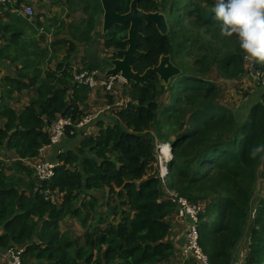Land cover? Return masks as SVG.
<instances>
[{"label":"trees","instance_id":"trees-1","mask_svg":"<svg viewBox=\"0 0 264 264\" xmlns=\"http://www.w3.org/2000/svg\"><path fill=\"white\" fill-rule=\"evenodd\" d=\"M131 1L119 0V12L129 11ZM86 4L87 17L68 26L69 38L52 36L51 46L69 44L70 52L56 70L47 72V79L41 81L38 64L30 75L29 58L23 59L26 66L15 77H4L9 92L32 89L36 96L19 112L0 97V117L5 118L4 127L0 126V147L18 155L9 164L0 162V250L24 246L21 256L30 264H175L170 240L171 217L178 216L177 202L170 195L175 190L204 206L198 228L210 264H231L248 232L246 264H264V152L252 156L254 148L264 146V90L259 87L256 91L261 100L253 93V102L245 105L233 106L214 98L221 92L208 73L216 71L217 76L232 82L243 76L248 64L236 36L221 35L220 22L212 11L215 0H140L142 10L166 15L168 31L163 34L155 24L142 23L139 49L143 53L134 57L133 69L142 73L158 64L162 55H169L181 73L168 83L158 75L144 84L129 81V101L115 106L112 123L101 122L97 133L85 136L74 149L55 151L52 159L59 164L49 183L40 187L32 178L33 169L23 158L39 155V148L49 143L51 122L58 114L75 117L84 113L74 101L82 86H72L73 75L59 70L77 49L76 43L91 42L97 33L101 1L86 0ZM173 15L175 20H171ZM38 16L30 21L31 33L0 16V30L11 32L6 39L15 46L16 51L8 53L11 59L18 57L24 41L37 37L40 28L44 27V32L38 41L47 39L51 25ZM186 19L192 28L184 24ZM128 28V24H118L103 33L104 47L126 48ZM9 47L7 43L0 52ZM254 65L264 71L261 65ZM88 66L101 67L93 60ZM166 92L171 103L159 101ZM180 100L183 107L176 104ZM109 102H115L112 96ZM173 118L176 139L164 184L158 171L149 169L157 160L156 142L166 140L169 134L160 123L169 128L173 124L167 125L166 119ZM152 124L158 125L156 131L151 130ZM79 133L81 130L65 138L72 142ZM46 186L63 193L61 204L46 199L38 190ZM106 188H120L118 195L128 205L116 224L101 218L99 199L92 192ZM80 192H87L89 198H80ZM77 200H81L79 206ZM88 208L101 225L88 228L83 237L75 239L61 233L59 227L68 215L87 225L90 213L83 210Z\"/></svg>","mask_w":264,"mask_h":264},{"label":"rangeland","instance_id":"rangeland-1","mask_svg":"<svg viewBox=\"0 0 264 264\" xmlns=\"http://www.w3.org/2000/svg\"><path fill=\"white\" fill-rule=\"evenodd\" d=\"M30 1H31L32 5L34 6L35 16H36L35 19H37V15H39V16L43 15V20H45L47 23L52 24L51 25V32H53L54 35L59 34V36L63 37V38H69L70 32H69V30H67V28L71 23L78 24L83 18L87 17V12L85 10L86 5H87L86 0H30ZM46 15H49V18H45ZM173 17H174V19H173ZM171 20H175L174 15L171 16ZM62 22H64V23H62ZM56 23L60 24L59 27L57 26ZM184 24H187L192 28L191 24L188 22L187 19L184 21ZM21 28H23L28 33L32 32L30 30V23H29V28H27L25 26V24L20 22L18 29H21ZM193 29H194V31H196L195 28H193ZM95 31L97 33L94 35V39L88 43V45L85 49L79 48L78 51L75 50L74 52H72V54H74L75 56H74V59H72V58L68 59L67 63L69 65H73L72 67H74V65H75L76 68H80L81 66L86 65L88 68H90L87 64L89 61L87 62V59L83 58L84 57L83 53H86V54L91 53L92 57L89 56L88 57L89 60H92V58H93V59H95V61L97 60V62H99V64L101 66H111V62L109 59L111 57H114L115 52L113 51V49L107 50L103 45V36H102V34H103V12H102V14L97 15ZM123 35H124V32H123ZM50 37H51V33H48L47 34L48 42H46V41L43 42V45H47V44L50 45V43H51ZM7 43L10 46L12 45V43L10 41H8ZM80 43L82 44V42H78L76 44L78 45ZM67 45H69V44H64L63 46H61V48L57 49L58 54L56 56H57V59L59 61L52 60V63L50 64L51 67L54 68L55 66H58V64L61 62L60 59H62L65 54L70 52L69 47ZM51 48H53V47H51ZM54 51H55V48H54ZM71 57H73V55ZM245 59H246V55H245ZM196 67H198V66H196ZM90 69H98L101 71V67L100 68L94 67V68H90ZM199 69L200 68H195V70H199ZM61 70H62V67L60 68L59 72L65 71V70H62V71ZM32 75H33V73H32ZM208 76L214 82H216L217 85H219V89L221 92V96H219V98H218V95H215L214 98H216L222 102L231 104L233 106H236L238 103H242V101L244 100L242 97L246 95V94H243L242 92L248 91V87H249L247 85V81H240L239 83H236V82L233 83V82H230L228 79H225L222 76L221 77L217 76L216 71L209 72ZM173 78H171L170 80H173ZM43 80L44 79L41 75V81H43ZM235 84L238 85V87H236ZM255 86H257V88L255 89L254 93L258 94V92H256V91L260 86L257 84ZM128 88H129V85H128V87L125 86L126 95L123 93L121 95L122 99H119L120 97L117 98L116 103H118V102L119 103H125V100L126 101L129 100L128 95H127ZM102 91L105 92V90H102ZM169 96H170V93L166 92L164 95H162V97L159 99V101H161V103L162 102H164V103L170 102L171 103ZM258 97H262V95L258 94ZM108 100H109V97H108ZM7 102H8V100H7ZM104 104L105 103L100 102L99 99H97L95 102L94 101H88V102L85 101L83 103V105H84L83 109L85 110L84 113H93L95 111L94 108H97V109L103 108L105 106ZM176 104L178 106L183 107L185 103L182 100H180ZM108 111L109 110H106V113H109ZM110 113H111L110 114V121L112 122L113 121L112 116L114 115V111H110ZM166 121H168V122H166L167 125H168V123H171L173 125L169 126V128H168V126L166 127L162 123H160V125L162 126V129L169 132V134L167 133V135H168V138H170V136L176 135L174 133V130H172V128L175 129V126H176V125H174L175 119L174 118L172 120L166 119ZM108 124H110V123H108ZM0 126L4 127V119L3 118H0ZM150 128L152 131H156V128H158V125L152 124L150 126ZM161 133L165 135V132H163V130H161ZM88 134H91V133H89V132H87V134L82 133V132L79 133L76 136L77 140L70 142L68 149H71V148L74 149V147L78 144V142H80ZM162 141H164V140H162ZM55 151L57 153L60 152L58 149H56ZM53 156L57 157L56 154H54ZM17 157H18V155L14 150H8L6 147L0 149V162H3L4 164L11 163L13 160L17 159ZM33 158H35V157H33ZM33 158H27V157L23 158V162L28 167L33 169L32 178L35 179L36 181H39L36 177L35 168L33 166V164H34ZM45 158H51L52 159V154H46ZM1 159H4V160H1ZM29 159L32 162L29 161ZM150 164L153 167V168L149 169L150 172L157 170L156 161H153ZM26 174L27 173H23V176L28 179V176ZM17 175H19V174H17ZM260 181H261V179L258 178V180H257L258 186H259ZM38 185H40V187H42V184L40 181H39ZM258 186H257V192L259 191ZM38 190L43 194L46 193V188H42V189L40 188ZM120 190H121L120 188H115L114 191H110L108 188H106L103 190H93L92 191L96 195V197L99 199L100 206L98 208H99V211H101L99 213H101V215H102L101 218L104 219L105 222L110 221V222H113L115 224L118 223L121 220V215L124 212V210L128 209V205L123 204V198H121L118 195V192ZM171 192H172V194H176V195L178 194V192L175 190H173ZM88 195L89 194L87 192H80V198H82V199L83 198L88 199L89 198ZM50 197H52L57 204H61V202L63 201V193L53 192ZM185 198H187V197H185ZM187 199H189V198H187ZM80 202H81V200L80 201L77 200L75 202V205L79 206ZM83 211L84 212L89 211V213H90L87 225H83L82 222L76 216L68 215L64 218V220L61 222V225L59 227L61 233H65V235L70 239H75L76 236L83 237L84 233L88 230V228L90 231L92 228H94V226L96 227L98 225H101V223L98 222L99 217L98 216L94 217V215H93L94 213L90 208L84 209ZM254 212H255V208L252 207V209H251V215L252 216L251 217H253ZM102 225L104 226L103 223H102ZM183 225L185 227L184 223H183ZM186 228H187V226H186ZM1 232H2V230L0 229V233ZM248 241H249V232L247 233V239L244 241L242 240L241 243L239 244V246L237 247V250H236V256L242 260L243 264H246V256H247V252H248V249H247ZM82 242L83 241L81 239L80 243H82ZM96 254H97V252L95 251L94 255H96ZM3 263H5V262H3V259L0 257V264H3Z\"/></svg>","mask_w":264,"mask_h":264},{"label":"built area","instance_id":"built-area-1","mask_svg":"<svg viewBox=\"0 0 264 264\" xmlns=\"http://www.w3.org/2000/svg\"><path fill=\"white\" fill-rule=\"evenodd\" d=\"M15 0H0V16H3L9 5ZM18 5L15 8L22 10L23 14L28 18L35 17L34 6L31 3H23L22 7ZM247 69L245 71V77L251 78L252 81L264 88V71L258 69L254 65V61L248 59ZM127 80L120 74L106 75L98 69H88L85 67L74 68L72 86H87L91 90H105L110 96L114 98V103L108 104L106 109L113 111L115 106L126 105L125 103H116L117 98L122 99L121 95L125 94V86H127ZM126 95V94H125ZM103 110L94 111L93 113H83L72 117L71 115L58 114L57 117L51 122L48 127L49 143L39 148V155L33 158V166L35 168L37 179L43 184L44 182L49 183L56 173V168L59 164L51 158H45L46 154H53L56 147L65 139L67 135H76L80 130H83L87 125L94 121ZM159 146V144H158ZM157 146V148H158ZM29 161H31L29 159ZM32 162V161H31ZM168 157L164 156L163 153L159 152L157 166L158 172L165 184L169 174L167 167ZM51 188L46 186V193L44 194L46 199L52 197ZM172 192L170 191V195ZM174 200L177 202L178 218L184 221L187 226L185 232V242L181 246L182 259L175 261V264H210L209 255L204 251L200 244V232L199 222L200 213L204 210V206L199 202H192L184 196L172 194ZM55 202V201H54ZM56 203V202H55ZM24 250L23 247L18 249L15 247H9L4 250H0V257L6 264H30L25 263L22 259L21 253ZM189 260V261H188ZM231 264H243L242 260L235 259Z\"/></svg>","mask_w":264,"mask_h":264},{"label":"crops","instance_id":"crops-1","mask_svg":"<svg viewBox=\"0 0 264 264\" xmlns=\"http://www.w3.org/2000/svg\"><path fill=\"white\" fill-rule=\"evenodd\" d=\"M18 1H19V6L22 7L23 3H31L30 0H15L13 3H11L8 7V9L6 10V12L4 13L3 16H1V18L4 20V21H7V22H12L15 26H19L20 22H22L23 24H25V26L27 28H29V23L30 21H33L34 20V17L33 18H28L26 17L22 10L18 9V8H15L17 5H18ZM32 4V3H31ZM45 18H49V15H46ZM33 19V20H32ZM39 19L40 21H45L43 20V15H40L39 16ZM50 25H52L51 23H49ZM37 25V24H36ZM31 26V25H30ZM7 31V30H6ZM44 32V27L40 28L37 32V37L36 38H28V40L24 41V44L25 45H21L19 47L20 51L17 52L18 54V57L15 58V59H11L9 56H8V53H14L16 50H15V46L11 45L7 51L1 53L0 52V97L2 96L4 98L5 101L8 100V102L10 103V105L12 107H14V109L19 112L21 111L25 106L27 105H30L31 104V101H32V98L36 96V94L34 93V90L32 89H29V90H23L21 93H11L7 90V86L5 85V82H4V77L6 75H10V76H13L15 77L18 73H19V70L26 66L24 63H23V59L25 58H29V62H28V72L30 73V75H32V73L34 72V67L36 64H38L40 67H41V75L43 77V79H47V72L49 71H54L56 70L57 66H55L54 68L51 67V63H52V60H57V49L61 48V47H53L49 44L47 45H43V42H48V40H39V34L43 33ZM48 33H51V37H50V40L52 38V36L54 35L53 32H48ZM47 33V34H48ZM5 35V37H3ZM6 35L7 37H11V32H3V30H0V51L4 48V46L7 44V42L9 41V39H6ZM59 36V34H58ZM3 37V38H2ZM59 38H63V37H60ZM30 39V40H29ZM20 42L23 41L22 40H19ZM34 43H37V45H34ZM89 42H86V43H80L77 45V49L76 51H78L79 48H82V49H85L87 47ZM53 47V48H51ZM54 48H55V51H54ZM74 52V51H73ZM68 54V53H67ZM67 54H65L63 57H65ZM73 55V57H71ZM74 54H70V58L74 59ZM83 58L84 59H87V62L91 61L88 59V57H92L91 53L90 54H86V53H83ZM113 57H111L109 60L111 62ZM60 60H63L60 59ZM93 61H95V59L92 58ZM68 60H66L64 62V66L62 68V70H65L69 73H71V75H73V65H71V67L68 65L67 63ZM97 61V60H96ZM88 64V63H87ZM69 66V67H68ZM33 67V68H32ZM68 67V68H67ZM75 67V65H74ZM81 67H87L86 65L84 66H81ZM111 67V66H101V70L102 71H107V69ZM105 68V69H103ZM61 70V71H62ZM60 73H63V72H60ZM59 73V74H60ZM61 75V74H60ZM63 76V75H61ZM57 78H55L54 81H56ZM233 82H236V83H239L240 81H247V85L249 86L248 87V91L246 92V96H247V99H246V96L243 97V101L242 103L248 101L247 103L249 102H253V93L255 91V89L257 88V86H255L256 84L252 81L251 78H246V77H243L242 79H239V80H232ZM236 85V84H235ZM79 88H83L82 91L79 93V96L78 97H75L74 98V101H76V103L78 102L79 106H80V109L84 112L85 110L83 109V103L85 101H96L97 99H99L100 102H104L105 106L103 108H100V109H97V108H94L95 111H98V110H103L100 114L99 117L96 118V120L92 121L89 125H87L83 130H81L82 133H86L89 132L91 134H96L97 131L101 128L100 127V123H104L105 125H107L108 123H112L110 121V111L109 110L108 112L109 113H106V106L108 104H111L108 100V94L104 91H102L101 89H98V90H91L89 89L88 87H85V86H82V87H79ZM70 94V98L72 97L73 98V92L72 93H69ZM10 97V98H9ZM261 99V97H259ZM0 103H1V99H0ZM241 103V104H242ZM246 103H244L243 105H245ZM237 105H240V103H238ZM245 107V106H243ZM248 112V109L245 113ZM0 118H3V117H0ZM4 119V122H5V118ZM175 130V129H173ZM176 135H172L170 136V139H174ZM74 140H77L76 138L74 139H71V141H74ZM80 140V139H79ZM70 144V141L68 139H64L57 147L56 149H59L62 150L64 147H68ZM4 148V147H3ZM0 149H2L0 147ZM10 156V155H9ZM171 220H172V228H171V235H170V240L173 242L174 244V247H175V255H174V258L172 259V261H178L180 259H182V255H181V246L182 244L185 242V232H186V224L184 221H181L180 219H178V216L176 218V216H172L171 217ZM183 223L185 224V227L183 225ZM189 261V260H188Z\"/></svg>","mask_w":264,"mask_h":264},{"label":"water","instance_id":"water-1","mask_svg":"<svg viewBox=\"0 0 264 264\" xmlns=\"http://www.w3.org/2000/svg\"><path fill=\"white\" fill-rule=\"evenodd\" d=\"M100 1L103 8L104 33L115 25L129 24L128 37L125 39L127 47L116 51L121 57L111 60L112 66L107 69L106 75L120 74L127 81L144 84L148 83L155 75H158L164 83H168L171 78L181 73L180 67L171 61L169 55H162L158 64L147 68L142 73L135 71L132 66L134 57L143 53L139 49V42L142 36L141 23H153L161 33L166 34L168 31V21L164 13L160 11L148 12L142 10L138 6L140 0H132L129 11L125 13L119 12V0Z\"/></svg>","mask_w":264,"mask_h":264},{"label":"clouds","instance_id":"clouds-1","mask_svg":"<svg viewBox=\"0 0 264 264\" xmlns=\"http://www.w3.org/2000/svg\"><path fill=\"white\" fill-rule=\"evenodd\" d=\"M212 11L215 13L216 20L220 22L219 27H220L221 35L226 37L236 36V38L238 39L239 47L245 53L246 57L254 61L255 63L261 65L262 67H264V0H215V5ZM35 18L36 16L34 17V19ZM112 49L116 54L117 49L115 48ZM74 68L75 67H73V72H74ZM101 72L106 74L105 71L101 70ZM243 77H245V72L243 76L240 77L239 79H242ZM127 82H128L127 84L128 87L129 81ZM236 87H238V85H236ZM261 88L264 90L263 87ZM246 92L247 91H243L242 93L246 94ZM174 139H176V136ZM174 139L167 138L164 141L156 142L155 153L157 159H158V149L159 152L163 153V146L166 143L169 146L168 148L169 156L165 155L164 153L163 155L168 157V163L172 160L173 158L172 149L174 148L173 145ZM261 152H264V146H258L254 148L252 150L253 158H255V156ZM156 165H157V160H156ZM167 167L169 169L168 164ZM157 171H158V166H157Z\"/></svg>","mask_w":264,"mask_h":264},{"label":"bare ground","instance_id":"bare-ground-1","mask_svg":"<svg viewBox=\"0 0 264 264\" xmlns=\"http://www.w3.org/2000/svg\"><path fill=\"white\" fill-rule=\"evenodd\" d=\"M169 146H168V144H165L164 146H163V153L165 154V155H167V156H169Z\"/></svg>","mask_w":264,"mask_h":264},{"label":"flooded vegetation","instance_id":"flooded-vegetation-1","mask_svg":"<svg viewBox=\"0 0 264 264\" xmlns=\"http://www.w3.org/2000/svg\"><path fill=\"white\" fill-rule=\"evenodd\" d=\"M143 23V22H142ZM142 23H141V25H142ZM129 25V24H128ZM142 32V31H141ZM127 37H128V33H127ZM119 49H121V48H119ZM119 49H117V50H119ZM116 54H117V52H116ZM118 56L117 57H115V58H119V57H121L119 54H117Z\"/></svg>","mask_w":264,"mask_h":264}]
</instances>
